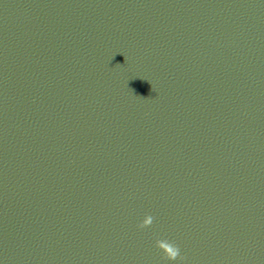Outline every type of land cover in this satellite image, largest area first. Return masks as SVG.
Returning <instances> with one entry per match:
<instances>
[{"label": "water", "instance_id": "obj_1", "mask_svg": "<svg viewBox=\"0 0 264 264\" xmlns=\"http://www.w3.org/2000/svg\"><path fill=\"white\" fill-rule=\"evenodd\" d=\"M0 264H264V0H0Z\"/></svg>", "mask_w": 264, "mask_h": 264}, {"label": "clouds", "instance_id": "obj_2", "mask_svg": "<svg viewBox=\"0 0 264 264\" xmlns=\"http://www.w3.org/2000/svg\"><path fill=\"white\" fill-rule=\"evenodd\" d=\"M152 217L149 216V218L145 221V224L151 223ZM140 228H143L144 225H140ZM160 243V242H158ZM161 246L165 249L166 252V259L176 261L178 258L183 259L180 254V249L176 244L164 242L161 244Z\"/></svg>", "mask_w": 264, "mask_h": 264}]
</instances>
